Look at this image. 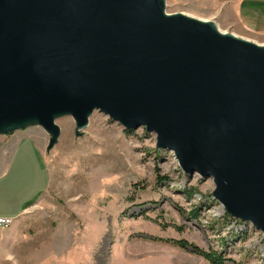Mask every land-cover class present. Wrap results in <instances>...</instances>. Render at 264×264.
Segmentation results:
<instances>
[{
    "label": "water",
    "instance_id": "95a60500",
    "mask_svg": "<svg viewBox=\"0 0 264 264\" xmlns=\"http://www.w3.org/2000/svg\"><path fill=\"white\" fill-rule=\"evenodd\" d=\"M96 108L155 132L264 232V45L165 0H0V134L35 122L53 145L58 115L81 129Z\"/></svg>",
    "mask_w": 264,
    "mask_h": 264
},
{
    "label": "rangeland",
    "instance_id": "374dc122",
    "mask_svg": "<svg viewBox=\"0 0 264 264\" xmlns=\"http://www.w3.org/2000/svg\"><path fill=\"white\" fill-rule=\"evenodd\" d=\"M240 0H165L168 14L210 20L224 32L264 44L243 25ZM57 141L38 123L25 132L39 147L49 185L13 225L0 229V264H212L182 248L186 239L224 256L225 264H264V232L232 216L215 196L216 184L185 171L174 150L158 146L145 126L127 133L94 109L79 129L58 115ZM33 146V141L22 147ZM14 167L9 170L12 171ZM25 169L20 187L26 191ZM170 240V241H168Z\"/></svg>",
    "mask_w": 264,
    "mask_h": 264
},
{
    "label": "crops",
    "instance_id": "0c3cea01",
    "mask_svg": "<svg viewBox=\"0 0 264 264\" xmlns=\"http://www.w3.org/2000/svg\"><path fill=\"white\" fill-rule=\"evenodd\" d=\"M243 25L264 37V0H240L236 6ZM0 144V216H10L15 220L21 215L27 204L37 200L47 189L49 178L45 182L47 166L34 139L25 132L3 136ZM33 141V146L22 147ZM29 173V186L26 191L20 187L25 169ZM14 167L12 171L9 169ZM45 172L43 173V171Z\"/></svg>",
    "mask_w": 264,
    "mask_h": 264
},
{
    "label": "trees",
    "instance_id": "16d2710c",
    "mask_svg": "<svg viewBox=\"0 0 264 264\" xmlns=\"http://www.w3.org/2000/svg\"><path fill=\"white\" fill-rule=\"evenodd\" d=\"M126 132L130 134L133 132V129H126ZM173 243H175L176 245L182 248L191 249L194 253L200 256H203L205 259L210 261L212 264H225L226 258L222 256L221 254L207 251L201 248L200 246H198L197 244L189 242L186 239L175 240Z\"/></svg>",
    "mask_w": 264,
    "mask_h": 264
},
{
    "label": "bare ground",
    "instance_id": "6f19581e",
    "mask_svg": "<svg viewBox=\"0 0 264 264\" xmlns=\"http://www.w3.org/2000/svg\"><path fill=\"white\" fill-rule=\"evenodd\" d=\"M182 14H184V13H182ZM184 15H186V16H188V17H190V18H194V19H197V20H199V21H202V22H212V21H210V20H203V19H199V18H196V17H193V16H191V15H187V14H184ZM217 26V25H216ZM217 29L221 32V33H223V34H225V33H228V32H224V30H222V29H220L218 26H217ZM234 36H236V37H238V38H240V39H243V40H246V41H251V40H247V39H244V38H241V37H239V36H237V35H235V34H233ZM252 42V41H251ZM258 44V43H257ZM259 45H264V44H259ZM23 122H19V123H16V125H7L6 127H4L3 129H6V128H15V129H19V126H21V124H22ZM27 124V123H26ZM29 124V123H28ZM2 130V129H1ZM0 130V131H1Z\"/></svg>",
    "mask_w": 264,
    "mask_h": 264
},
{
    "label": "built area",
    "instance_id": "2783aa9c",
    "mask_svg": "<svg viewBox=\"0 0 264 264\" xmlns=\"http://www.w3.org/2000/svg\"><path fill=\"white\" fill-rule=\"evenodd\" d=\"M15 219L10 216H0V229L7 228L13 225Z\"/></svg>",
    "mask_w": 264,
    "mask_h": 264
}]
</instances>
